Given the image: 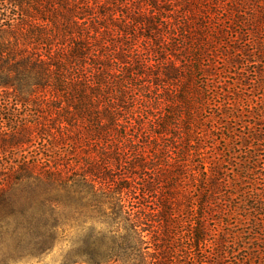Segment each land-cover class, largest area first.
I'll return each mask as SVG.
<instances>
[{"label": "trees", "instance_id": "1", "mask_svg": "<svg viewBox=\"0 0 264 264\" xmlns=\"http://www.w3.org/2000/svg\"><path fill=\"white\" fill-rule=\"evenodd\" d=\"M235 68L247 76L232 85ZM252 86L264 100V0H0V154L45 140L48 186L89 211L76 264H264V247L247 252L264 245V107H239ZM143 92L164 106L147 113L149 143L126 132L144 126ZM214 119L254 122L231 157L209 161L203 124ZM238 147L232 172L247 177L231 179ZM38 162L13 161L0 189ZM230 216L238 234L221 228Z\"/></svg>", "mask_w": 264, "mask_h": 264}, {"label": "rangeland", "instance_id": "2", "mask_svg": "<svg viewBox=\"0 0 264 264\" xmlns=\"http://www.w3.org/2000/svg\"><path fill=\"white\" fill-rule=\"evenodd\" d=\"M218 68L222 69L221 65H218ZM253 71V67L249 68V78L255 80V75L253 77V73H251ZM240 74L241 70L235 68L230 74L228 72L225 77H227L226 80L233 85V83L236 84L237 78L242 80L243 77L247 76ZM199 78V80L197 79L198 83L203 85V82H206L205 78ZM211 79L212 78H210V80ZM218 79H216L217 83H215L217 87H220L219 93L222 95L224 89L228 86L220 85V80ZM230 87L231 93L234 92L232 91V86ZM238 88L242 87L237 85V89ZM245 89V96L241 98V105L239 106L245 108V110L243 109L244 111H242L247 114L249 111V109H246L247 107L256 108L257 105L263 108V92L255 91L253 86L246 87ZM229 91L230 90H228V92ZM230 95L232 96V94ZM142 96H146V98L143 97L146 102L143 104V108L146 107V109L142 111L145 116L144 118H146L143 124L144 126L139 132L137 123L134 121L135 123H133L132 127L126 128V132L129 133V131H131V133L138 138L137 140L142 141V143L144 141L149 143L156 135L153 133L154 130L150 123L152 115L148 116L147 113L153 114V119L155 120V115L158 114L157 109L164 111V106H158L156 102L153 103L150 99L154 100L156 96L152 97L150 94L148 95V92H143ZM147 97L149 99L146 101ZM225 99L227 100V97ZM225 99L223 96L217 97V102L212 103V105L219 107L224 103ZM231 99L234 101L236 98L232 96ZM166 109L168 110L169 108L166 107ZM170 109L173 110V107ZM145 111L147 112L145 113ZM169 111L172 112L171 110ZM209 112L210 109H208L207 113ZM210 113L216 118L222 114L219 110L217 111L214 109ZM255 113L258 114V111H255ZM204 114L206 116V113ZM137 116L136 114L135 118H137ZM251 120L252 119H248L244 122H252L253 124L254 121ZM244 122L231 121L225 122V124L224 122L218 121V119L217 121L214 119L212 124H203L205 130L212 131L209 136H206L202 151L204 154H207V159H209V161L214 160L213 158H216L217 155L223 158L225 153L231 157V153H228L230 148L232 149L235 144L237 146H242V143L238 140V136L240 137L248 131V129L245 128L246 123ZM2 128V130H6L5 126ZM145 133L146 136L149 135V137L145 138ZM141 135L143 136V140H140ZM233 141H237L238 143L235 142L234 144ZM94 149L92 148L91 150L93 151H88L87 153L88 156H90V163H93V160L96 161L99 154L98 149ZM56 151V155L58 156L64 154V150L61 151V147ZM236 152L241 155L239 147L236 149ZM33 158L39 159L38 168L33 174H31V172L25 173V171L24 173L17 172L14 176L11 175V178L13 176V179H15L12 183L11 190H5L6 187L0 189V264H76L81 260V252L84 250L81 248V244L83 245L82 241L90 235V226L87 224V222H90L88 220L89 211L82 208V202L80 201L81 196L74 193L69 194L62 188L48 186L44 177V173L47 172L49 166H47L49 158L47 157L45 140L39 138L31 145H27L19 151H9L6 154H0V174L4 173V169L7 173L8 165L15 160L21 165L25 159L32 160ZM241 160H245V157H242V155L241 157L239 156L238 159H233L231 163L232 166L230 164L228 170L224 172L226 175L231 173L232 175H229L231 179L237 176L243 178L247 177L245 174H242L241 171L240 174L237 175L232 172V170L236 168V164H239ZM200 161L202 160L199 157L194 158L193 162L188 165L192 166V170L199 171L200 168L197 167V164H199ZM79 167L80 166L76 164L75 170L78 171ZM188 174H191L190 170ZM18 177L19 179L17 180ZM188 180L186 181L188 182L187 186H190L191 183L189 185ZM193 187L194 191L195 184H193ZM153 202H155V199ZM248 206H250V204H248ZM182 207L181 218L184 221L182 228H185L183 226L188 227L190 216H188V212H186L188 211L186 205ZM223 218V223L225 224H223L221 228L232 234H238V229H229L225 226L226 223L237 224L233 216H230V218ZM244 231L241 230L240 233L243 234ZM248 247L249 250H247V252H251L252 254L255 248H263L264 245L259 244L254 247ZM245 255L246 254L242 253V256ZM252 261L255 262V259Z\"/></svg>", "mask_w": 264, "mask_h": 264}]
</instances>
